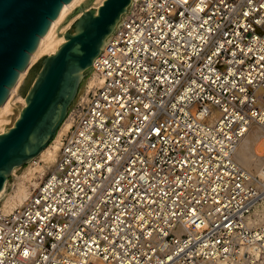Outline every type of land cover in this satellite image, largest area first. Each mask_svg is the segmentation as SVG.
Masks as SVG:
<instances>
[{
	"label": "built area",
	"instance_id": "built-area-1",
	"mask_svg": "<svg viewBox=\"0 0 264 264\" xmlns=\"http://www.w3.org/2000/svg\"><path fill=\"white\" fill-rule=\"evenodd\" d=\"M91 67L0 264H264V0H132Z\"/></svg>",
	"mask_w": 264,
	"mask_h": 264
},
{
	"label": "water",
	"instance_id": "water-1",
	"mask_svg": "<svg viewBox=\"0 0 264 264\" xmlns=\"http://www.w3.org/2000/svg\"><path fill=\"white\" fill-rule=\"evenodd\" d=\"M69 1L0 0V105L28 67L40 38ZM97 3L82 0L66 14L55 28L57 36L61 34L58 27L81 11L73 30L63 33L64 41L43 57L22 107L15 102L10 107L13 114L5 116L10 122L3 125L9 126L19 111L12 125L0 133V190L13 168L35 158L54 138L83 89L93 60L116 33L132 0H102L95 9H84Z\"/></svg>",
	"mask_w": 264,
	"mask_h": 264
},
{
	"label": "rangeland",
	"instance_id": "rangeland-1",
	"mask_svg": "<svg viewBox=\"0 0 264 264\" xmlns=\"http://www.w3.org/2000/svg\"><path fill=\"white\" fill-rule=\"evenodd\" d=\"M79 1H77L73 6H71L67 11L70 12L74 7H76L77 5H79L82 0L80 2ZM101 1L102 0H91V3H97V2L98 3L96 5L91 4V5L87 6V7H85L84 9H91V8L92 9H95L97 7V5ZM68 12H66V14ZM66 14L64 15V17L66 16ZM80 14H81V11H78V12L74 13L72 16H70L64 22V24L61 27H58L57 32L61 33L60 35H58V37L63 36V33L66 30H68L67 32L73 30L72 24L76 21V19L78 18V16ZM63 18L56 25V27L62 22ZM55 34H56V31H55ZM51 53H52V51H49V50H44V52L42 50L41 52H39L38 53L39 55L36 56V58L34 59V61L32 63H30L28 65V67L24 70V74L22 75V77L20 78L19 82L17 83V85L15 87V90L12 92L11 95L10 94L8 95V99H9L8 107H7V109H4V110H2L0 112V133L5 131V130H3V127H4V129H7L8 127H10L12 125V123H13L14 119L17 117L19 111H17V113L13 116V120H12V122H11V124L9 126H4L3 125V124H8L10 122V118L9 117L5 118V116L8 115V114H13V111L10 109V107H12L15 102H18L20 104V108L22 107V105L24 104L25 94L28 91V89H29V87L31 85V82H32V80H33L36 72L38 71V69H39V67H40V65L42 63L43 57L46 56V55H48V54H51ZM89 74H88V76H89ZM88 76L84 80V86H83V89H82L81 93L83 92V90L85 88V85L90 80V78ZM20 108H19V110H20ZM257 126L258 125L253 124L252 127L255 128V129L258 128L257 131L259 130L260 131V134L263 136V137L261 136L262 138L260 137L261 138V141L258 142V144H256V150L255 151H256V153L258 155L257 156L258 159L255 161L256 163L255 162L254 163L253 162H250V163H247V164L245 163L244 164V163L240 162V164L243 167H245L247 170H250L252 172L259 171V166L261 164V161L260 160H262L260 158H261V154L264 151V132H262L264 130L262 128H259V126L258 127ZM64 129H65V127H63L60 130V133H62V134L59 133V135L57 137V133H58V130H59L58 129L57 132H56V134H55V136H54V138L48 143V145L46 147L51 148L56 143V141L59 139V137L63 135V132L65 131ZM260 129H262V130H260ZM55 138H57L56 141H54ZM40 153L35 158L29 160L25 164L20 165V166H17V167H15V168L12 169V171L10 172L7 180L5 181V185H4V188H3V193H2V195L0 197V207L2 206L3 198H5V197L8 196L7 195L8 192H10L12 188H14L15 186H17V183L19 184V183H21L23 181L24 187L28 191V194L33 189V187H35L37 185V183H38L39 178L41 177V175H43L47 171V169L49 168V166L54 161L53 160L50 163L46 162V156L44 158V155L45 154L41 155ZM28 173H30V174H28ZM27 177H28V179H27ZM21 179H22V181L20 182ZM32 182H33V184H32ZM25 199L23 200V202L25 201ZM18 205H21V204H15L12 207H15V206H18ZM12 207H10V208H12ZM10 208H6V209H10Z\"/></svg>",
	"mask_w": 264,
	"mask_h": 264
},
{
	"label": "bare ground",
	"instance_id": "bare-ground-1",
	"mask_svg": "<svg viewBox=\"0 0 264 264\" xmlns=\"http://www.w3.org/2000/svg\"><path fill=\"white\" fill-rule=\"evenodd\" d=\"M77 1L79 0H71L69 1L68 3H65L60 12L58 13V15L56 16L55 19L52 20L48 30L46 31V33L40 38L39 40V43H38V46L36 48V50L31 54V57H30V63H32L34 61V59L36 58V56H38L39 52H41L43 50H49V51H52L54 52L55 49L58 47V45L64 41V37L63 36H60L58 37L56 34H55V27L56 25L60 22V20L64 17V15L66 14V12H68L67 10L73 6ZM81 1V0H80ZM79 1V2H80ZM46 52V51H45ZM24 74V71H22L20 73V76H19V79L18 81L16 82V84L10 89V92L9 94L11 95L12 92L15 90V87L17 85V83L19 82L20 78L22 77V75ZM8 104H9V99L8 97L6 98L5 102L0 105V112L4 109H7L8 107ZM256 125V124H255ZM253 124L250 126V128L246 131L245 135L243 136V138L241 139V142L238 146V149H237V152H236V159L239 161V162H242V163H250V162H255L257 159H258V155L256 153V144H258V142L261 141V138L263 137L261 134H260V131L257 129L258 128H253L252 127ZM65 127L66 129V122H64L63 124H61L59 130H58V133H57V137L60 133V130ZM256 127V126H255ZM258 127V126H257ZM259 128H261L259 126ZM64 129V130H65ZM262 130V129H260ZM264 132V131H262ZM64 133V132H63ZM62 134V133H60ZM262 136V137H261ZM61 137V136H60ZM60 137L59 139L57 140V138L54 139V141H56V143L51 147H46L44 150H42V152L40 153L41 155L45 154L44 155V158L46 156V162L50 163L52 162L54 159H55V156H56V151H57V147H58V143H59V140H60ZM261 137V138H260ZM53 141V142H54ZM263 145V144H262ZM40 155V156H41ZM43 158V157H42ZM261 159V158H260ZM45 160V159H44ZM261 161V160H260ZM258 162V161H257ZM256 163V162H255ZM40 167V166H39ZM42 168V167H41ZM32 172V171H31ZM30 174V173H28ZM29 176V175H28ZM30 177V176H29ZM33 177V176H32ZM31 177V178H32ZM30 178V179H31ZM28 179V177H27ZM22 181V179L20 180V182ZM33 184V182H32ZM36 184V183H35ZM26 185V184H25ZM3 193V189L0 190V197ZM8 196L3 198V203H2V206H1V209L5 212L11 210L12 206H14L15 204H22L23 200L25 198L28 197V191L25 189L24 187V183L23 181L21 183H17V186H15L14 188L11 189L10 192H8L7 194ZM19 206V205H18ZM12 207V208H10ZM17 207V206H15ZM6 208H10V209H6Z\"/></svg>",
	"mask_w": 264,
	"mask_h": 264
},
{
	"label": "trees",
	"instance_id": "trees-1",
	"mask_svg": "<svg viewBox=\"0 0 264 264\" xmlns=\"http://www.w3.org/2000/svg\"><path fill=\"white\" fill-rule=\"evenodd\" d=\"M89 73H90V71L86 74L85 78L88 76ZM83 81H84V80H83ZM82 84H83V82L81 83V86H82ZM81 86H80V87H81ZM79 91H80V90H79ZM78 93H79V92H78ZM72 105H73V104H72ZM72 105H71V106H72Z\"/></svg>",
	"mask_w": 264,
	"mask_h": 264
}]
</instances>
